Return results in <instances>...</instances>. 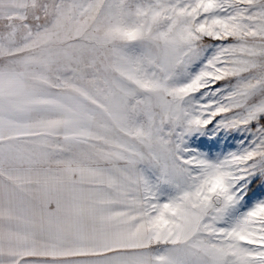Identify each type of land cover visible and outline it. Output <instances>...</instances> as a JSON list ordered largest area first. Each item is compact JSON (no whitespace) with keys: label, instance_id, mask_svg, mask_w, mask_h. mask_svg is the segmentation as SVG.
Segmentation results:
<instances>
[{"label":"snow or ice","instance_id":"1","mask_svg":"<svg viewBox=\"0 0 264 264\" xmlns=\"http://www.w3.org/2000/svg\"><path fill=\"white\" fill-rule=\"evenodd\" d=\"M0 264H264V0H0Z\"/></svg>","mask_w":264,"mask_h":264}]
</instances>
